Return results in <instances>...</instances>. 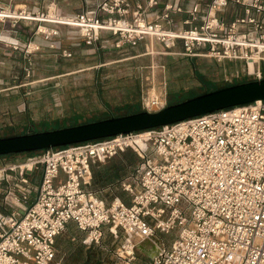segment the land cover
Returning <instances> with one entry per match:
<instances>
[{
	"label": "built area",
	"instance_id": "obj_1",
	"mask_svg": "<svg viewBox=\"0 0 264 264\" xmlns=\"http://www.w3.org/2000/svg\"><path fill=\"white\" fill-rule=\"evenodd\" d=\"M82 1L85 7L71 14L0 3V21L34 20L35 33L47 42L59 34L50 26L56 24L76 28L86 45L109 34L116 47L145 38L168 49L178 41L189 52L208 47L218 59L243 60L254 79L264 78V0H210L204 7L173 0L162 11L156 10L159 0L134 6ZM230 4L243 13L226 22L218 13ZM174 13H186L182 23L189 27L176 26ZM164 105L154 95L143 106L150 112ZM126 149L140 158L120 181L130 201L106 203L89 188L93 166ZM27 162L0 168V264H59L54 240L69 223L90 242L109 226L158 243L157 254H146L148 264H264V101L45 149ZM33 170L40 174L35 183L28 177ZM172 231L168 247L155 240ZM135 241L121 250L132 259Z\"/></svg>",
	"mask_w": 264,
	"mask_h": 264
},
{
	"label": "rangeland",
	"instance_id": "obj_2",
	"mask_svg": "<svg viewBox=\"0 0 264 264\" xmlns=\"http://www.w3.org/2000/svg\"><path fill=\"white\" fill-rule=\"evenodd\" d=\"M51 4L53 9L68 14L67 8H72L74 3L51 0L48 7L52 12ZM24 21L34 20H18L16 24L11 20L0 21V44L9 48L0 53L2 59L18 57L25 62L10 68L11 79H0V137L147 111L143 105L153 93L166 107L205 91L256 80L254 75L247 74L243 60L218 59L208 47L189 52L178 41L168 49L151 38L116 47L118 40L112 35L86 45L76 28L56 24L50 26L57 28L59 34L43 42L36 36L21 37L17 26ZM34 22L36 28L38 22ZM43 47L45 50L41 51ZM260 66L264 70L263 62ZM38 153L2 156L0 168L23 164ZM139 160L134 151L126 149L95 164L89 188L106 203L116 197L128 203L130 196L120 188V181L132 173ZM28 177L37 182L39 170H33ZM173 237L174 231L158 233L155 240L168 247ZM127 240L136 239L119 228L113 233L107 226L97 243L90 242L86 233L69 223L54 240L56 261L59 264H148L146 253L137 248L140 240L134 243V259L121 252Z\"/></svg>",
	"mask_w": 264,
	"mask_h": 264
},
{
	"label": "water",
	"instance_id": "obj_3",
	"mask_svg": "<svg viewBox=\"0 0 264 264\" xmlns=\"http://www.w3.org/2000/svg\"><path fill=\"white\" fill-rule=\"evenodd\" d=\"M258 100L264 101V78L220 87L153 112L141 111L59 129L0 137V156L146 130Z\"/></svg>",
	"mask_w": 264,
	"mask_h": 264
},
{
	"label": "crops",
	"instance_id": "obj_4",
	"mask_svg": "<svg viewBox=\"0 0 264 264\" xmlns=\"http://www.w3.org/2000/svg\"><path fill=\"white\" fill-rule=\"evenodd\" d=\"M51 0H9V2H7V0H0V3L3 4H10L11 6L14 4L15 6H24L28 9H45L46 7L49 6ZM56 1V0H54ZM58 3L61 2H65L67 0H57ZM128 2L131 3L132 6H134L135 4H141V5H145L147 0H127ZM160 4L156 7L157 11H162L163 10V3H165L166 1H173V0H159ZM210 0H181V4L183 7H188L191 3L194 2H198L202 7H204ZM73 7L71 8H67V12L68 14L71 13H76L79 12L81 9H83V1L82 0H73ZM53 4L50 5V8L53 9ZM64 9V8H63ZM66 11V10H64ZM228 11V12H227ZM227 12V13H226ZM242 7L241 6H236V5H228L226 11L222 14L220 13L221 17L226 21L229 22L231 21L233 18H235L236 16H240L242 15ZM174 20L176 21V26H179L181 28H187L189 27L188 25H184L182 23L183 19H185L187 17L186 13H174L173 15ZM21 23V24H20ZM18 23V31L21 34V37H27V36H36L35 38L37 40L43 41L44 39L42 38L43 35H41L40 33H35V26L36 23L34 21H24V22H20ZM199 23V21H195L194 24ZM24 28H21V27ZM24 31V32H22ZM105 35H109V34H105ZM44 42V41H43ZM153 49V48H152ZM3 50H9V48H7L6 45L0 44V53H3ZM12 50V49H11ZM44 47L41 51H44ZM150 50V48H149ZM14 52V51H13ZM16 53V52H15ZM152 53V52H150ZM20 55V54H19ZM15 56V55H13ZM12 59V58H11ZM22 63H25L23 61H21L20 58H13L12 60H6V59H2V56L0 54V79H11L10 76H8L9 72H10V68H14V67H20ZM7 72L6 76H4V73ZM13 78L15 76H12ZM17 79H23V77H19ZM0 209H1V194H0Z\"/></svg>",
	"mask_w": 264,
	"mask_h": 264
},
{
	"label": "bare ground",
	"instance_id": "obj_5",
	"mask_svg": "<svg viewBox=\"0 0 264 264\" xmlns=\"http://www.w3.org/2000/svg\"><path fill=\"white\" fill-rule=\"evenodd\" d=\"M50 13H52V12L50 11ZM251 70H252V68H251ZM154 95L155 94L153 93L151 96H154ZM31 161L32 160H29L26 163V165L28 167H30ZM137 248L142 250V251H144L146 254H149L151 256L157 254L160 251V246L158 244H156V243H153V242L149 241V240H142L141 242H139L137 244Z\"/></svg>",
	"mask_w": 264,
	"mask_h": 264
},
{
	"label": "trees",
	"instance_id": "obj_6",
	"mask_svg": "<svg viewBox=\"0 0 264 264\" xmlns=\"http://www.w3.org/2000/svg\"><path fill=\"white\" fill-rule=\"evenodd\" d=\"M215 89H217V88H215ZM214 90V89H213ZM209 91H211V90H209ZM206 92V91H205ZM205 92H203V93H205ZM208 92V91H207ZM196 96V95H195ZM194 97V96H193ZM176 103V102H175ZM231 107H233V106H231ZM227 108H230V107H227ZM154 128H157V127H154ZM150 129H153V128H150ZM147 130V129H146ZM111 137V136H110ZM105 138H108V137H105ZM105 138H101V139H105ZM95 140H98V139H95ZM89 141H92V140H89ZM85 142H87V141H85ZM74 144H76V143H74ZM67 146V145H66ZM60 147H63V146H59V147H54V148H60ZM40 151H42V150H37V151H31V152H21V153H38V152H40ZM14 154H19V153H13V154H7V155H14ZM2 156H6V155H2ZM2 156H0V157H2ZM92 171L94 172V168L92 169Z\"/></svg>",
	"mask_w": 264,
	"mask_h": 264
}]
</instances>
